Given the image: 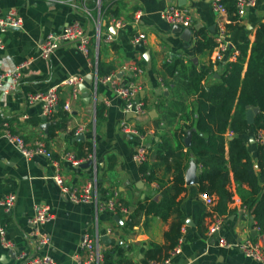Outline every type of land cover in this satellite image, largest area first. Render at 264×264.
<instances>
[{
	"label": "crops",
	"instance_id": "crops-1",
	"mask_svg": "<svg viewBox=\"0 0 264 264\" xmlns=\"http://www.w3.org/2000/svg\"><path fill=\"white\" fill-rule=\"evenodd\" d=\"M85 4L95 20L87 15L82 0H77L75 6L70 0H0V19L5 18L11 10H15L23 19L21 28L0 32L5 44L4 49H0V76L15 71L20 64L30 60V64L21 70V80L15 91L4 92L8 82L0 88V200L9 194L17 197L11 212H6L0 206V229H6L7 238L13 244L12 249H6L0 240V264H20V253H25L29 258L47 255L57 264H92L88 251L82 249L85 238L94 242L103 258L106 251L122 245L126 250L125 256L133 264H155L146 258V251L152 243L165 244V233L169 231L174 216L163 221L159 217L146 219L142 214L133 230H127L124 228L128 220L126 215L118 213L123 223L119 224L114 219L115 213L108 210L99 212L94 203H73L53 179L56 170L50 160L45 157L27 160L3 136L9 131L28 143L45 140L54 157L61 161V174L71 187H82L96 169L102 201L118 192L120 201L130 206V212L136 210L145 199L159 201V182H146L141 166L133 161L134 150L141 141L122 133L121 122L128 120L139 128L144 136L143 143L149 150L148 164L154 168L161 184L170 185L173 180V171L169 170L172 159H164L167 149L162 144L166 143L169 149H174L180 140L175 136V125L164 124L163 114L165 108L176 102L178 97L174 85L169 87L165 84L171 78L164 79L163 64L179 56L185 62L196 59L195 65L199 69L212 65L213 73L204 81V85H207L220 79L225 66L237 60L241 44L254 42L257 27L264 22V0H258L244 18L234 23V29L229 34L230 51L225 60L213 64L214 50L203 54H197L194 50L198 30L206 29L214 38L218 31L219 16L212 9V0H179L172 3L166 0H102L100 28L102 34H112L114 41L110 44L102 42L99 47L96 2L88 0ZM175 4L188 10L193 21L190 27L193 34L189 42L181 39L180 34H175L174 26L161 18V13L169 5ZM137 10L144 12L139 24L134 23ZM111 16L124 20L127 27L117 29ZM74 22H79L90 36V56H85L75 45L65 44L54 52L49 61L40 58V45L47 35L59 33ZM137 32L147 36L143 45L135 46L132 43ZM99 67L102 68L101 74ZM135 68L141 72H135ZM108 75H115L120 86L134 83L139 87L140 99L146 107L143 115L125 114L124 101L110 84L100 81L90 83L92 77L97 80ZM72 76L83 79L82 85L89 92L90 104L84 102L82 93L79 99H74L71 87H61L56 113L44 120L41 104H28V96L46 92ZM66 103H70L71 112L64 110ZM98 108L102 110L100 116L97 114ZM58 110L65 114L63 118H57ZM63 121L66 127L56 130L54 136L50 137L53 127ZM45 123L50 124L48 132L42 129ZM262 132L250 131L242 136L255 160ZM79 137H82L81 140L77 139ZM235 137L239 135L226 134L227 141ZM87 146L95 155L94 164L90 167L75 168L62 160L67 152L85 157ZM226 149L228 151V143ZM256 170L259 171V167ZM201 172L198 165V176ZM260 180L264 185V174H260ZM186 187L187 190L179 197L185 218L181 229V252L171 257L172 264H258L246 258L236 247L246 238L259 241L264 247V235H261L253 216L243 206L233 179L230 187L234 193L233 201L224 215L215 211L218 203L215 195L212 196L214 205H207L199 183ZM43 205L50 207L53 218L41 226V232L48 234L51 242L40 248L37 239L31 235L33 229L29 220ZM215 216L224 219L223 226L218 233L208 236V227ZM109 230L113 231L112 235ZM104 236L112 240L110 245L101 240ZM222 239L231 247L221 246ZM115 259L119 257L116 255Z\"/></svg>",
	"mask_w": 264,
	"mask_h": 264
},
{
	"label": "trees",
	"instance_id": "trees-1",
	"mask_svg": "<svg viewBox=\"0 0 264 264\" xmlns=\"http://www.w3.org/2000/svg\"><path fill=\"white\" fill-rule=\"evenodd\" d=\"M236 1L223 0L230 20L227 25L229 32L234 29V23L239 21ZM216 46L215 38L206 29L196 32L195 53H211ZM238 50L240 54L237 60L225 66L220 79L207 85H204V81L213 73L212 65L199 69L193 61L185 62L179 56L163 64L164 79L171 78L165 84L169 87L174 85L178 97L176 102L165 108L163 114L164 124L171 127L175 125L174 133L180 140L174 149H169L166 143L162 144L167 149L164 159H172L169 170L173 171V180L165 186L158 181L154 168L148 162L141 165L146 182H159L161 199L140 202L137 209L130 212L124 225L125 229L133 230L142 214L146 219L159 217L163 221L174 216L169 231L165 233V244L152 243L146 251V258L154 263L167 259L181 238L185 218L179 197L187 190L185 174L192 159L202 169L199 176L200 192L218 198L215 211L220 215L227 213L234 197L230 189L233 179L243 206L253 216L261 235H264V185L260 180V174H264V144L258 147L255 160L242 137L250 131H264V22L257 27L254 42L241 44ZM101 73L102 68L99 67ZM248 106L260 109L253 125H249L246 119ZM101 111L98 108V116ZM64 115L60 110L57 111V118H63ZM65 127L64 121L58 122L49 136L53 137L56 130ZM189 131H192V138L187 148L185 139ZM228 132L239 137L227 141ZM87 150L91 151L90 146H87ZM159 154L162 155V152ZM121 203L130 210L127 203ZM125 253L123 246L117 245L104 253L103 264H133ZM116 255L118 260L115 259Z\"/></svg>",
	"mask_w": 264,
	"mask_h": 264
},
{
	"label": "built area",
	"instance_id": "built-area-1",
	"mask_svg": "<svg viewBox=\"0 0 264 264\" xmlns=\"http://www.w3.org/2000/svg\"><path fill=\"white\" fill-rule=\"evenodd\" d=\"M73 5H76L77 0H70ZM88 0H82L85 5V10L87 15L93 18V15L89 9L86 8L85 2ZM96 2V8L98 10V29H97V46L103 42L105 44H110L114 41V36L109 32L102 34L100 28V18L102 17L101 2L102 0H94ZM168 3L178 2L179 0H166ZM258 0H237L236 1V15L239 20L244 18L250 8H253L257 5ZM212 9L214 13L219 16L218 21V31L215 35V42L217 43L216 48L214 49V54L212 57L213 64H220L225 60L226 54L230 51V42H229V30L227 25L230 24L228 17V11L226 6L223 4V0H212ZM144 12L142 10H137L134 13V23L139 24L142 20ZM112 21L114 26L117 29H124L127 27V23L113 16ZM161 18L166 23L171 26H179L182 29L190 28L193 24L191 16L188 10L183 7L175 4L169 5L166 10L161 13ZM95 20V19H94ZM97 21V20H96ZM97 23V22H96ZM23 25V19L18 15L15 10H11L7 16L3 19H0V32L6 33L12 28H21ZM147 36L142 32H137L133 38L132 43L135 46L143 45L146 42ZM90 36L85 28L79 23L74 22L68 24L61 32L49 34L44 39L40 45V58L45 61H49L54 52L65 44H72L80 50L85 56H90ZM5 44L2 38H0V49H4ZM30 64V60L23 62L18 66V68L13 72H8L0 76V88L5 86V83L8 82V86L4 89L6 94L13 92L17 89L18 84L21 80V70ZM135 72H141L139 69H134ZM99 81L103 84H110L115 93L124 101V113L129 115L140 116L145 113L146 107L142 99H140L139 87L134 83H130L126 86H120L119 79L115 75H108L102 79L97 78L96 82ZM83 79L78 76H72L64 81L62 84L51 88L46 92L31 94L28 96V104H41L43 115L46 118H51L57 110L59 105V91L61 87L68 86L72 88V97L74 99H79L81 96V85ZM64 110L66 112H71L70 103L64 105ZM120 129L122 133L135 136L140 139V143L136 146L133 153V161L139 166L143 165L148 160L149 150L143 143L144 136L139 131L137 127L129 123L128 120H124L120 124ZM81 131V130H80ZM263 133V132H262ZM78 135V133H77ZM9 143L17 148V150L26 158L27 160H32L36 157H45L51 161L55 167L56 173L53 176V179L57 185L62 189L65 194H68L73 203H94L97 211H111L118 215V213H123L127 217L130 215V210L128 207L122 205L119 199V193L114 192L112 197L106 199V201L101 200V195L99 194L98 186V176L97 170L95 169L94 175L92 178L87 181L82 187H71L66 184V181L61 174V161L54 157L53 152L49 149L48 144L45 140H36L33 143L26 142L21 136L13 134L7 131L3 136ZM259 141L261 144H264V133L260 135ZM62 160L68 162L72 167L81 168L82 164L87 162H92V165L95 161V155L91 152H87L86 156L80 158L71 152H67L62 156ZM203 199L207 205H214L215 201L213 197L204 195ZM17 197L15 194H9L3 197L0 200V206L4 208L6 212H11L15 207ZM53 216L50 212V207L43 205L37 208L36 215L29 220V224L32 227V236L37 239L38 246L40 248L47 246L51 242V237L41 232V226L49 223L52 220ZM224 223V219L220 216H215L213 222L209 225L207 234L208 236H213L218 233ZM257 227V226H256ZM260 231V229L257 227ZM109 234H113L112 230H109ZM0 240L1 244L6 249H12L13 244L7 238V231L5 228L0 229ZM182 239H180L178 245L170 252V256L165 259L163 262L155 264H172L171 257L177 255L181 252ZM220 245L224 247H231L225 240H220ZM238 250L248 259H251L258 264H264V247L263 245L256 240L246 238L239 242L236 246ZM82 249L88 251L90 262L92 264H101L103 256L100 253L99 249L95 248V244L91 239L85 238L82 242ZM18 260L20 264H57V262L50 256H35L27 257L25 253H20L18 255ZM89 264V263H82Z\"/></svg>",
	"mask_w": 264,
	"mask_h": 264
},
{
	"label": "water",
	"instance_id": "water-1",
	"mask_svg": "<svg viewBox=\"0 0 264 264\" xmlns=\"http://www.w3.org/2000/svg\"><path fill=\"white\" fill-rule=\"evenodd\" d=\"M15 29H18V28H12L11 30H15ZM173 32L175 34H180L181 39H183L186 42H189L191 40V37H192V34H193V31L190 28L182 29L179 26H174ZM193 61H194V63H197L196 59H194ZM93 82H96V79L92 77V80L90 81V83H93ZM80 89H81V92H82V97L84 98V102L89 105L90 101H91V98H90L89 92L87 91V88L84 85H82L80 87ZM259 112H260V109L257 108V107H251V106L247 107L246 119H247V122H248L249 125H253L255 123V117H256L257 114H259ZM133 116H135V115H133ZM43 119L46 120V117H44ZM49 125H50L49 123L43 124L42 125V129L45 130V132H48ZM82 137H79L77 139L81 140L80 138H82ZM191 138H192V131H189L188 135H187V137L185 139V145H186L187 148L190 147ZM91 165H92V162L90 161V162H87L85 164H82L81 168H88ZM256 168H258V166ZM185 179H186V185L187 186H193V185H197L199 183L198 165L196 164L195 161H191V163L189 165V168L186 171ZM114 219L119 224H123L120 216L115 215ZM101 240L103 242H105V244H107V245H110L112 243V240L109 237H106V236L102 237Z\"/></svg>",
	"mask_w": 264,
	"mask_h": 264
},
{
	"label": "rangeland",
	"instance_id": "rangeland-1",
	"mask_svg": "<svg viewBox=\"0 0 264 264\" xmlns=\"http://www.w3.org/2000/svg\"><path fill=\"white\" fill-rule=\"evenodd\" d=\"M164 100V99H163ZM162 103H163V101L162 102H159V107L162 105ZM136 120V119H135ZM129 123H130V121H129ZM139 129V128H138Z\"/></svg>",
	"mask_w": 264,
	"mask_h": 264
}]
</instances>
